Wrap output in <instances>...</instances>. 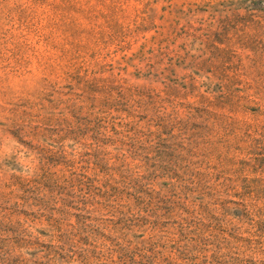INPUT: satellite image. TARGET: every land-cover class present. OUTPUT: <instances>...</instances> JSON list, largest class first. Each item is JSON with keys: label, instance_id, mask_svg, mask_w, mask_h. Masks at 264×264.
Masks as SVG:
<instances>
[{"label": "rangeland", "instance_id": "rangeland-1", "mask_svg": "<svg viewBox=\"0 0 264 264\" xmlns=\"http://www.w3.org/2000/svg\"><path fill=\"white\" fill-rule=\"evenodd\" d=\"M0 264H264V0H0Z\"/></svg>", "mask_w": 264, "mask_h": 264}]
</instances>
